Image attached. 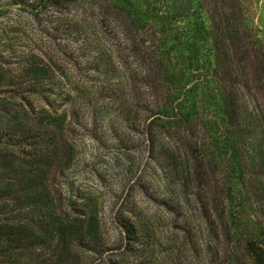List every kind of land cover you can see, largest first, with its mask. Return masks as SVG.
<instances>
[{"label":"trees","instance_id":"trees-1","mask_svg":"<svg viewBox=\"0 0 264 264\" xmlns=\"http://www.w3.org/2000/svg\"><path fill=\"white\" fill-rule=\"evenodd\" d=\"M239 1L13 0L44 40L0 90V264H153L157 231L137 213L118 214L113 243L92 211L73 216L56 204L49 183L70 124L116 133L126 157L141 141L140 175L151 168L172 191L156 201L174 215L188 253L264 264V31L254 24L260 0ZM61 95L71 123L57 126L47 108ZM208 166L218 172L219 213L187 193Z\"/></svg>","mask_w":264,"mask_h":264},{"label":"rangeland","instance_id":"rangeland-1","mask_svg":"<svg viewBox=\"0 0 264 264\" xmlns=\"http://www.w3.org/2000/svg\"><path fill=\"white\" fill-rule=\"evenodd\" d=\"M12 2L13 0H0V73H4L0 77V90L8 88L11 73L20 67L22 58L30 50L37 52L43 48L41 42L44 37L37 21L17 6L11 5ZM253 13L254 24L264 31V0H260ZM60 65L67 75L79 79V73L72 70L70 62L64 60ZM68 100V96L61 95L55 100L54 108H47L49 119L57 126L65 122L71 123L67 117ZM34 102L40 107L36 111L39 118L47 119V115L43 114L46 105H42L40 101ZM239 102L244 111L253 117L251 102L247 98L239 99ZM62 134L67 142L66 157L61 162L54 181L49 183L58 206L68 207L73 216L81 213L77 212L81 209L92 211L96 215L100 232L108 242L113 243L119 237L118 214H122L124 218H134L133 214L137 213V216L149 221L157 231L159 245L151 251L153 264H176L175 261L179 264H217L208 262L200 254L188 253L183 235L175 231L178 223L174 215L156 201V198L171 194L172 191L160 187L151 168H146L140 175L147 160V150L141 141L133 143L130 156L126 157L122 145L116 141V133H104L94 128H80L70 124L62 130ZM126 160H131L134 165L127 167ZM206 170L204 181L199 185L190 183L187 193L196 200L198 196L204 203L203 206H209L213 213L216 208L219 213L221 203L218 199V172L209 166ZM140 185H147L152 195L141 194ZM192 219L195 224L202 225L198 213L192 214ZM167 248H173L174 252H168Z\"/></svg>","mask_w":264,"mask_h":264}]
</instances>
